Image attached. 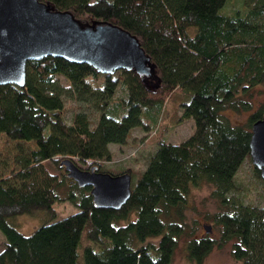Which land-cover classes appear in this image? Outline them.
<instances>
[{
    "label": "trees",
    "instance_id": "obj_1",
    "mask_svg": "<svg viewBox=\"0 0 264 264\" xmlns=\"http://www.w3.org/2000/svg\"><path fill=\"white\" fill-rule=\"evenodd\" d=\"M42 1L81 21H108L130 31L150 56L154 73L148 78L126 69L102 73L87 63L43 56L27 61L24 86L0 84V133L36 144L15 157L17 169L0 177L5 237L0 264H80L79 247L84 264H169L177 238L187 233L177 212L191 187L203 183L213 186L220 239L232 240L236 263L227 264H264V201L245 202L235 192L234 179L251 159V127L262 117L264 104L241 124L224 112L228 107L249 110L254 87L264 91V0H241L240 7L229 10L224 8L228 0ZM174 90L185 96L181 118L193 119V132L179 143L158 140L119 208L96 206L90 186L49 170L48 163L62 168L63 158L75 162L76 157L95 162L87 170L131 175L128 169L102 168L111 159L108 144H124L136 126L149 130ZM67 99L90 106L94 124L84 109L67 122ZM253 171L260 176L254 165ZM65 176L76 191L62 196ZM61 200L77 211L58 217L53 204ZM38 209L47 212V220L29 234L11 222ZM188 235L187 256L200 264L215 239Z\"/></svg>",
    "mask_w": 264,
    "mask_h": 264
},
{
    "label": "water",
    "instance_id": "obj_2",
    "mask_svg": "<svg viewBox=\"0 0 264 264\" xmlns=\"http://www.w3.org/2000/svg\"><path fill=\"white\" fill-rule=\"evenodd\" d=\"M43 56L87 63L102 73L133 70L141 78L154 73V64L136 35L108 21H81L69 10L42 0H0V84L25 85L26 63ZM250 156L264 180V111L251 127ZM68 177L90 186L99 207L119 208L131 192L128 172L87 170L70 158L61 160ZM206 231L210 230L204 225Z\"/></svg>",
    "mask_w": 264,
    "mask_h": 264
},
{
    "label": "rangeland",
    "instance_id": "obj_3",
    "mask_svg": "<svg viewBox=\"0 0 264 264\" xmlns=\"http://www.w3.org/2000/svg\"><path fill=\"white\" fill-rule=\"evenodd\" d=\"M240 5L241 0H228L224 8L229 10L240 7ZM121 93L122 88L119 87L116 94L121 95ZM184 98L183 93L179 90H174L165 99L163 108L155 121L152 122L150 120L149 130L136 126L131 130L124 144L109 143L111 159L104 161L102 168L113 173L128 169L131 173V183H134L145 168L149 157L157 148L160 138L171 143H179L186 139L193 132L194 121L192 118H181L180 105ZM252 99L253 107L249 110H236L228 107L224 112L233 123H245L250 111L264 104V91L261 85L254 87ZM82 109L89 112L91 122L94 124L96 120L94 110L90 106L75 100H66L63 116L67 122H70L72 114ZM34 148H36V144L32 140L10 139L5 134L0 133V177H8L12 170L19 167L15 161V157L18 154L27 153ZM56 157L63 158L62 155H56ZM73 159L83 169H89V166L95 164L91 160L80 162L76 157H73ZM48 168L57 174L66 172L64 167L58 168L51 163H48ZM64 179V184L59 190L62 196H65L71 188L76 191L75 187H71L72 183L69 182V178L65 176ZM234 179L237 186L235 192L243 197L245 202L262 203L264 201V180L261 176H257L254 173L251 159H247L241 164ZM212 188L211 184L203 183L200 186L191 187L187 194L185 204L177 212L185 224L187 233L177 238V245L169 264H197L189 259L185 248L186 241L189 238L188 233L190 232H193L196 236L209 234L211 238L215 239L213 248L206 254L200 264L236 263L231 254L232 240H221L220 226L213 221L214 214L218 212L219 207L216 200L211 196ZM53 207L58 217L71 214L78 209L69 200L54 202ZM45 220H47V212L38 209L29 213L18 214L12 217L11 222L19 231L29 234ZM204 225H208L210 230L206 231ZM4 240L5 237L0 231V249ZM149 240L156 243L158 237H152ZM81 250L82 248L79 247L78 262L84 264Z\"/></svg>",
    "mask_w": 264,
    "mask_h": 264
}]
</instances>
